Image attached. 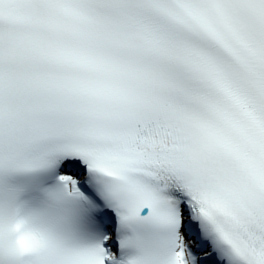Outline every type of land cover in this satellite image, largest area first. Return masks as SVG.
<instances>
[{
	"label": "snow or ice",
	"instance_id": "snow-or-ice-1",
	"mask_svg": "<svg viewBox=\"0 0 264 264\" xmlns=\"http://www.w3.org/2000/svg\"><path fill=\"white\" fill-rule=\"evenodd\" d=\"M0 264H264V0H0Z\"/></svg>",
	"mask_w": 264,
	"mask_h": 264
}]
</instances>
